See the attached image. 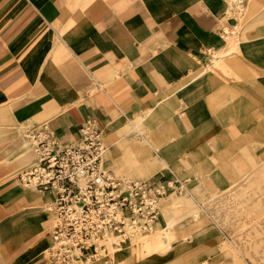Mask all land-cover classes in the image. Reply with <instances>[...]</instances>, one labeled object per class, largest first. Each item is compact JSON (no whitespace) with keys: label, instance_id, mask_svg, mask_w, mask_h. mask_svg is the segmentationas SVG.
Listing matches in <instances>:
<instances>
[{"label":"crops","instance_id":"0c3cea01","mask_svg":"<svg viewBox=\"0 0 264 264\" xmlns=\"http://www.w3.org/2000/svg\"><path fill=\"white\" fill-rule=\"evenodd\" d=\"M62 1L64 5L59 8L35 4L44 31L33 40L29 36L23 44L16 42L0 51L2 54L8 49L0 61V135L13 133L17 137L13 142L8 137L0 139L5 142L0 151H5L0 157V182L5 183L0 187V264H51L44 257L51 245L54 217L46 207L53 198L47 192H33L17 179L32 155L36 161L32 147L28 149L30 131L44 126L57 144L66 145L79 139L81 125L88 119L102 127L121 125L122 116L113 120L117 107L113 99L118 95L121 100L129 95L137 99L129 105L130 111L159 99L153 106L143 107L141 119L133 122L141 126L153 113L171 110L164 102L170 95L165 93L177 88L176 93L182 90L178 97L181 111L172 116L173 125L188 136L212 128L207 131V142L215 134L213 130L222 129L213 117L219 110L226 108L231 122L244 117L253 122L256 113L264 112V0H243V8L248 6L254 15L239 33L238 15L225 13L224 0H135L132 5V0H91L75 8L69 0ZM65 10H81L82 16L64 20ZM243 21L241 15L240 24ZM236 34L239 59L226 56L224 60L236 59L237 67L230 70L223 64L222 70L231 74L239 70L238 78L225 82L223 74L217 72L220 68L213 69L211 63L210 67L202 66ZM188 74L191 78L184 83ZM108 77L113 78L105 79ZM105 85L116 93L107 91L100 100ZM15 92L22 93L16 96ZM108 100L114 108L106 106ZM33 122L25 137L18 132L21 125ZM251 130L260 136L252 139L264 140L262 128ZM244 135L245 130L229 133L232 142ZM210 149L214 155L225 148ZM196 164L189 156L188 167ZM192 230L195 227L189 226L181 234ZM141 236L144 234H134L128 240L136 242ZM155 243L151 242L149 249H162ZM192 245L174 244L169 258L174 256L175 261L188 254L194 249Z\"/></svg>","mask_w":264,"mask_h":264},{"label":"rangeland","instance_id":"374dc122","mask_svg":"<svg viewBox=\"0 0 264 264\" xmlns=\"http://www.w3.org/2000/svg\"><path fill=\"white\" fill-rule=\"evenodd\" d=\"M89 1L91 0H69V4L73 3L75 8L76 4H87ZM105 1L112 3L117 0ZM134 1L132 0L129 5H132ZM35 4L57 6V8L64 5L62 0H0V51L16 42L23 44L29 36L33 40L44 31L45 25L40 23L42 18L34 9ZM63 13L64 20L82 16L81 10L75 12L65 10ZM241 15L244 19L242 24L239 22ZM253 15L248 6L243 8L236 20L238 33L243 24ZM237 35L228 39L226 46L221 49L223 52L230 51L227 55L224 54V56L222 53V57L218 54L221 50L215 51L207 65L202 67H207L217 58L220 61L223 58L224 61L226 56H236L239 59V46H235L238 43ZM24 46L22 48H25ZM7 53L8 49L6 53L0 54V61ZM217 72L223 74L227 82L230 79L236 81L239 70L233 74L222 69H218ZM191 74H188L190 77L188 76L184 83L191 78ZM111 78L113 77L105 79ZM115 78L118 80L117 76ZM97 81L103 83L100 80ZM91 83L94 88L98 89L97 83L92 81ZM229 85L236 86L233 82H229ZM108 87V85L103 86L105 92H100V100L102 96H106L107 91L109 92ZM221 87L223 85L219 88ZM177 89L165 93V95H170L164 102L171 110L164 108L161 113H153L142 122L141 126L134 125L133 122L141 119L143 110H145L143 107H151L159 99L151 105L130 111L129 105L136 103L137 99L129 95L121 100L118 95L116 99H113L117 106L116 109L110 100L105 104L114 108V122L122 116V124L116 126L114 123H108L106 127H102L97 121L106 147L105 168L110 170L116 179L148 180L173 186L182 183L185 188L181 194L176 191L168 192L169 195L159 201L160 221L153 223L148 231L139 233L144 236L150 235L149 240L152 243L154 241V244H156L155 241L158 242L159 247H161L159 235L164 233L165 245L162 249H149V243L140 248V245L135 242L129 244L130 239L123 244L115 245L114 249H119L124 254L123 264H155L160 259L163 260L156 264H264V140L259 142L252 139L260 136L256 131L251 130V128L257 129L258 126L264 130V112L257 111L253 122H249L245 117L231 122L227 118L226 108L214 115L211 113L215 121L221 124L222 129L213 130L215 134L207 142L205 137L210 135L207 131H212V128H203L195 135L188 136L183 134L182 130H180L182 133L179 132L173 125L172 116L181 111L178 110V97L182 90L176 93ZM21 93L15 92L14 94L17 96ZM109 93H116V91ZM206 102L208 103L207 99ZM229 109L232 111L231 108ZM259 116L262 117L258 118ZM33 125L35 122L21 125L18 132L25 137ZM133 127L137 129L133 130ZM241 130H245L246 135L241 140L232 142L229 133L231 135ZM75 134L79 135L76 131ZM130 135L143 142L131 140ZM3 137H8L9 142L17 138L13 133L0 135V139ZM227 143L228 146L225 147ZM4 144V141L0 142V151ZM244 145L246 148H243ZM222 146L224 150L221 152L217 150L214 155L212 154L213 151L210 148ZM238 147L241 149L236 155ZM257 147L259 151H256ZM28 149L31 151L29 143ZM4 153L5 151L0 153V157ZM204 153L205 156H203ZM189 156H192L193 161H197L196 165L188 167ZM116 160L118 161L114 163ZM34 163L32 155L19 174L32 167ZM4 184L0 182V187ZM195 213L198 214L200 228L182 235L183 230L189 226L193 227L197 222ZM179 243L184 245L191 243L194 249L174 261V256L169 258L170 253L173 245ZM103 256L100 261L104 263V260H109L108 264H110L111 255L107 253L106 257ZM113 256L114 251H112V261ZM44 258L48 262L47 254Z\"/></svg>","mask_w":264,"mask_h":264},{"label":"built area","instance_id":"2783aa9c","mask_svg":"<svg viewBox=\"0 0 264 264\" xmlns=\"http://www.w3.org/2000/svg\"><path fill=\"white\" fill-rule=\"evenodd\" d=\"M226 11L239 15L243 0H225ZM227 36V33L223 31ZM36 163L18 176L19 183L51 194L54 214L50 233L51 264H76L95 258L98 238L113 234L118 244L131 235L148 231L159 218V201L168 192L181 194L179 185L151 181L118 180L104 166L106 147L92 119L80 128L74 143L57 144L46 128L28 133Z\"/></svg>","mask_w":264,"mask_h":264},{"label":"bare ground","instance_id":"6f19581e","mask_svg":"<svg viewBox=\"0 0 264 264\" xmlns=\"http://www.w3.org/2000/svg\"><path fill=\"white\" fill-rule=\"evenodd\" d=\"M238 41V40H237ZM235 42V41H233ZM239 42V41H238ZM238 43H236L235 46H237ZM230 52V51H226V52H219L218 54L220 56H222V53L223 55ZM225 56V55H224ZM223 57V56H222ZM212 66L215 67V68H220V69H223L224 68V65L227 64V68L232 70L234 68L237 67V60L236 59H229L228 61L227 60H224L223 61V58H221V61L219 58L215 59L213 62H211ZM224 64V65H223ZM239 66V65H238ZM207 67H210V66H207ZM136 129V128H135ZM101 136H102V133H101ZM103 139V137H102ZM106 153V152H105ZM34 158V156H33ZM34 161H35V158H34ZM36 163V161H35ZM35 163L33 165H35ZM250 174V173H249ZM125 180V179H123ZM128 181V180H127ZM32 190L33 192H37L35 189H30ZM220 197V195H219ZM161 200V199H160ZM50 205H48L46 208L48 209ZM230 208V207H229ZM195 218H197V222L193 225L195 227V230L196 228H200V223H199V220H198V214L195 213ZM187 233H189V231H187ZM139 234V233H138ZM150 235L148 236H143V237H140L138 240H136V244L140 245V248L143 246H146L149 244H151V240H149L150 238H148ZM160 238H159V241H160V246L163 247V245H165V241H163V238L165 236L164 233H161V235H159ZM129 241V240H128ZM131 242H134V241H129V244ZM97 243L98 245H105L106 246V249L107 251H101L98 249V252H97V255L95 256V258L91 259V260H87L86 262L82 263V262H77L76 264H94V263H97V262H101L100 260H102V256L103 257H106L107 256V253H109L111 255V258H112V251H114V256H113V261H112V264H123L124 263V254L122 253L121 250H115L114 246L115 245H119L118 244V241L116 239V237L113 235V234H106L104 235V237L102 238H98L97 240ZM52 247V242H51V245L49 246L48 250H47V256L49 257V251H50V248ZM106 254V256H105ZM111 261V260H110ZM109 263V260H104V263L103 264H108Z\"/></svg>","mask_w":264,"mask_h":264}]
</instances>
